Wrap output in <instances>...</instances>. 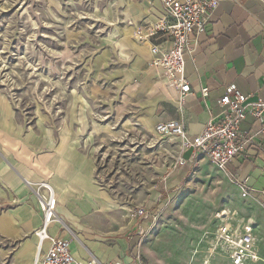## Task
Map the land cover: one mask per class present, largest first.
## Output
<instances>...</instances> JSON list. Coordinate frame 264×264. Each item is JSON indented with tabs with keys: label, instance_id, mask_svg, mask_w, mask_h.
Here are the masks:
<instances>
[{
	"label": "rangeland",
	"instance_id": "obj_1",
	"mask_svg": "<svg viewBox=\"0 0 264 264\" xmlns=\"http://www.w3.org/2000/svg\"><path fill=\"white\" fill-rule=\"evenodd\" d=\"M111 2L0 0V166L35 198L47 195L46 178L54 177L67 181L63 188L72 200H82L80 183L96 204L104 191L113 210L110 216L95 213L92 222L104 231L124 233L137 207L161 205L140 242L146 264H203L210 249L218 250L216 217L228 208L254 218L264 249L259 201L242 198L237 184L208 159L175 166L168 144L149 147V139L158 138L155 125L175 112L172 95L150 77L145 43L129 27L122 35L119 24L108 22L114 9L102 15ZM111 34L124 45L110 43ZM66 136L68 154L57 150ZM0 197L8 198L0 199V215L19 205L1 184ZM79 214L83 222L88 218ZM26 238L0 232V264H15L14 250ZM221 259L215 263L224 264Z\"/></svg>",
	"mask_w": 264,
	"mask_h": 264
},
{
	"label": "crops",
	"instance_id": "obj_2",
	"mask_svg": "<svg viewBox=\"0 0 264 264\" xmlns=\"http://www.w3.org/2000/svg\"><path fill=\"white\" fill-rule=\"evenodd\" d=\"M112 2L114 3L112 7L117 13L116 17H113L114 25L119 24L117 28L121 30L122 35L129 27L131 35L135 37L138 24L146 18L156 20L162 14L160 0H112ZM129 20H132L134 24H128ZM191 38L193 40V51L186 56V76L191 84L192 92L186 98L185 103L180 106L175 98V91L164 86L167 93L171 92L175 112L168 119H162L158 123L171 119H182L189 137L192 138L200 133L209 116L201 96L202 86L209 88L207 99L215 113L220 110L218 99L226 94L227 88L231 85L237 87L242 93L250 95L252 99H264V0H222L218 7L213 10L211 19L204 31L193 33ZM135 39L139 41L137 38ZM145 46L148 50L147 71L154 82L158 84L156 71L148 66V60L150 59L149 43H145ZM256 127L257 124L252 116H248L242 123V128L246 130ZM64 133L68 134L67 130ZM91 138L90 135L83 146H87ZM71 142H68L67 136L64 137L57 150L68 154L67 148ZM188 153L190 154L189 157H187ZM34 154L40 155L36 151ZM184 156L187 159L184 166H189L198 158L203 157L196 156L192 150L186 151ZM58 160V156L54 157L49 163V168L56 170ZM90 167H92V164H86V172L87 168L90 170ZM227 170L238 175L240 179L247 182L249 187L257 190L256 193H251L247 197L241 195L242 198L259 201L263 197L260 196L259 191L264 192V144L261 147L252 146L247 148L228 164ZM46 179L55 190L57 185L59 187L68 186L66 180H60L57 177H54L53 181ZM40 180H43V178ZM88 181L87 178L86 182ZM0 184L10 196L9 198L14 199L16 197L19 204L9 209L5 215H0V232L9 236H27L20 246L14 250V263L33 264L38 242L33 231L41 223L37 199L25 185H22V180L18 181L17 176L12 175L4 166H0ZM79 186L82 191V200H77L80 203L79 206L77 201L72 200V197L67 193L68 188L65 193L66 200L64 202L59 200L57 213L62 222L59 220L52 224L51 234L70 240L71 250L79 260L95 257L102 262L122 259L126 264H146L140 254V242L143 237L141 229L148 230L149 219L158 214L161 205L151 210L146 208L147 217L131 218L124 233H116L113 230L104 231L92 225V222L95 223L96 220L94 214L100 212L105 216H110L111 210H113L110 205L115 204V202L104 191H100L102 200L99 204H96L90 198V191L86 186L81 183ZM237 187L239 188L238 185ZM161 196L164 197L163 194ZM0 199L8 198L0 197ZM160 201L159 198L155 202ZM88 206L94 210L89 214L85 209ZM229 209L237 210L242 217L252 223L257 237V226L254 218L243 214L237 208ZM76 210H79V213L81 212L88 218L83 222L82 215L75 213ZM85 210L86 212H84ZM8 212L12 215L13 219L11 218V220L15 224L21 222L19 227L12 223L8 217ZM138 218L141 223L138 222ZM219 224L220 220L216 217V230ZM29 242H31L30 245ZM257 243L260 259L247 261L245 264H264V249H261L258 240ZM47 247L48 243L45 244V249ZM208 253V259L203 264H217L215 261L218 258H222L221 261L225 262L224 264H233L231 259L219 250L212 253L210 249Z\"/></svg>",
	"mask_w": 264,
	"mask_h": 264
},
{
	"label": "built area",
	"instance_id": "obj_3",
	"mask_svg": "<svg viewBox=\"0 0 264 264\" xmlns=\"http://www.w3.org/2000/svg\"><path fill=\"white\" fill-rule=\"evenodd\" d=\"M162 14L158 19L146 18L136 26L135 37L149 43L150 59L148 66L156 71L157 82L169 90L175 91V98L182 106L191 94L192 87L186 76V56L193 51V33L204 31L211 19L213 10L222 0H160ZM128 24L133 25L129 20ZM153 39V40H152ZM209 88L201 87V96L208 111V120L194 137H189L182 119L162 121L156 125L149 139V147L153 148L161 141L172 148L171 157L174 165L183 167L187 163L184 154L192 150L196 156L208 158L222 169L247 197L257 190L249 187L245 180L227 170L228 164L247 148L261 147L264 144V99H252L231 85L227 92L218 99L219 112L215 113L208 103ZM252 116L256 128H242L243 121ZM46 196L36 194L41 223L35 228L37 237L36 255L33 264H126L122 259L102 262L95 257L79 260L71 250L68 239L59 238L50 232L57 213L58 200L52 187L47 185ZM260 203L264 206V192L259 191ZM35 196V195H34ZM136 217H147L146 208L137 207ZM220 220L216 230V247L233 264H245L247 261L260 259L257 237L252 223L242 217L235 209H225L218 214ZM146 231L141 229V234ZM48 247L45 249V244ZM217 250V251H218ZM211 252L214 253L213 249Z\"/></svg>",
	"mask_w": 264,
	"mask_h": 264
},
{
	"label": "bare ground",
	"instance_id": "obj_4",
	"mask_svg": "<svg viewBox=\"0 0 264 264\" xmlns=\"http://www.w3.org/2000/svg\"><path fill=\"white\" fill-rule=\"evenodd\" d=\"M113 4H114V3L111 2L110 6L105 10V12L102 13L103 16H108V17H109V15L112 14V12H113V7H112V5H113ZM99 11H100V10L97 9L95 15L99 16V15H100V12H99ZM108 22L111 23V24H114V21L111 22L110 19L108 20ZM115 33H116V31H115ZM111 35H113V34H111ZM105 39H106V38H105ZM107 40H109L110 43H112V44L115 45V46H117V45H124V44L120 43L119 40L115 39L114 35L111 36V37H109ZM140 66H141V65H140ZM140 66H139V67H140ZM45 81H46V79H45ZM25 173H26V172H25ZM88 173H91V171L89 170V168H88ZM89 175H90V174H89ZM30 176H31V175H30ZM47 182H48V181H47ZM47 185L51 186L52 189H53V191L56 193V197H57L58 203H59V200H60L61 202H64V201L66 200V194H65L66 191H67L66 188H63V187L58 188V190L60 191V192H59L60 196H59V195L57 194V190H55V188L52 186L51 183L48 182ZM67 193L69 194L68 191H67ZM67 197H68V196H67ZM58 206H59V204H58ZM58 206H57V208H58ZM9 215H10V217L13 219L12 215H11V214H9ZM10 220H11V219H10ZM56 222H57V220H55L53 224H55ZM30 243H31V242H29L28 244L30 245Z\"/></svg>",
	"mask_w": 264,
	"mask_h": 264
}]
</instances>
